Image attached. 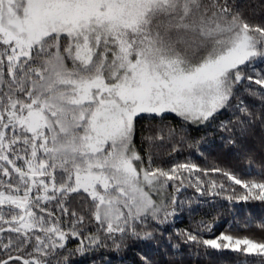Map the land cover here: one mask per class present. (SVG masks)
Segmentation results:
<instances>
[{
	"label": "snow or ice",
	"instance_id": "snow-or-ice-1",
	"mask_svg": "<svg viewBox=\"0 0 264 264\" xmlns=\"http://www.w3.org/2000/svg\"><path fill=\"white\" fill-rule=\"evenodd\" d=\"M217 197L264 203V0H0V264H264Z\"/></svg>",
	"mask_w": 264,
	"mask_h": 264
},
{
	"label": "trees",
	"instance_id": "trees-1",
	"mask_svg": "<svg viewBox=\"0 0 264 264\" xmlns=\"http://www.w3.org/2000/svg\"><path fill=\"white\" fill-rule=\"evenodd\" d=\"M171 119V117H169ZM142 124H146L147 121H142ZM195 135V133H193ZM139 143V137H137ZM204 152V156H200L194 149L183 148L179 154H169L165 150H161L158 154L157 162L164 163L169 160L183 161L185 158H190L194 162L207 166V165H219V166H236L240 170L247 169V162L244 160H238L236 155L230 152L226 147H221L219 142L210 143L205 148L201 149ZM186 196H194L192 189H188L185 193ZM205 213L214 215L217 217L216 231L231 229L241 235L255 234L260 236L258 228L253 226L245 228L246 224L253 222H260L264 219V203L259 201L248 202H228L223 197H217L214 200L206 198L204 202L200 203L198 211L194 214L195 219L206 218ZM191 219L188 214L185 213L181 217V222L178 227H187L191 223ZM113 261V264H126L130 262L131 256L113 253L107 257ZM94 259L100 260L99 254ZM240 257L233 255L230 252L213 253L210 256L200 254L198 258L192 257L190 253H185L186 264H239ZM81 264H92V260L89 258H81Z\"/></svg>",
	"mask_w": 264,
	"mask_h": 264
}]
</instances>
